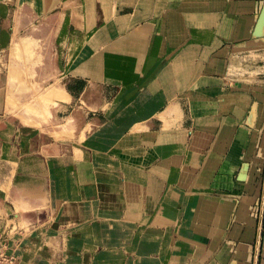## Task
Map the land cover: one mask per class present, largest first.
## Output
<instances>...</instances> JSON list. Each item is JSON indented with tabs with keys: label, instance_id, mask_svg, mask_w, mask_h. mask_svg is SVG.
I'll list each match as a JSON object with an SVG mask.
<instances>
[{
	"label": "rangeland",
	"instance_id": "1",
	"mask_svg": "<svg viewBox=\"0 0 264 264\" xmlns=\"http://www.w3.org/2000/svg\"><path fill=\"white\" fill-rule=\"evenodd\" d=\"M140 5L153 7L140 22L159 14L152 0H0V176H15L0 198L16 232L0 264H235L261 140L247 151L220 128L234 89L211 78L209 30L169 33L161 49L130 25ZM61 84L74 89L64 101L49 94ZM241 149L252 157L233 165Z\"/></svg>",
	"mask_w": 264,
	"mask_h": 264
},
{
	"label": "crops",
	"instance_id": "2",
	"mask_svg": "<svg viewBox=\"0 0 264 264\" xmlns=\"http://www.w3.org/2000/svg\"><path fill=\"white\" fill-rule=\"evenodd\" d=\"M152 1L155 2V8L159 12L155 19L140 22V19L136 18L138 13L147 15L146 10L153 8L151 6L140 5L137 9L130 8L127 14H129L131 27L146 29L147 36L155 30L156 41L162 44L161 49L169 33L175 37L173 43L179 44L183 39L181 34L185 31L188 32L187 39L191 40L190 36L192 37V32L196 33L197 27L209 30L210 36L207 43H212L210 47L212 53L207 63L209 67H212L215 75L211 78L220 83V93L225 94V97L230 93L227 91L229 88L234 89L231 98L235 102L231 107H227L224 111L225 115L221 113L224 115L221 117L225 119L221 122L220 128L221 130L241 131L243 140L240 141L246 140L247 151L249 146L255 148L257 139V144L261 140L259 145L261 150L259 149L258 154L263 156V160L259 167V184L257 188H252L251 192H246L247 199L243 198L237 203L234 217L237 222L240 221L242 227L241 230L234 228L232 232L237 236L236 248L238 250L234 263L264 264V0H211L213 4L219 5V9H212L211 12L205 11L206 9L202 7L203 3L208 0H171L172 8L166 11L170 18L168 22L170 27L165 26L163 15L164 2L169 0ZM179 3L187 4V7H180ZM125 5L130 6V4ZM199 20L203 23L197 22ZM165 27L170 30L166 32ZM189 44L191 48L195 46L193 43ZM84 85L85 83L81 88ZM73 91L74 89L65 88L62 85L63 101L67 100ZM242 149L237 154L233 153L229 160L230 163L234 165L240 155L243 159L249 158L247 156L249 152H244ZM0 177L2 179L15 178L8 172ZM17 188L12 187L10 191L12 196L17 190L19 191ZM248 197H252V200L258 199L255 216L249 214L250 200ZM9 210L12 211V208L3 203L0 198V242L4 240L8 242L9 235L14 236L13 233H16L11 232L14 225L12 220L14 213L11 212L12 215L9 217ZM228 214L229 204L222 203L221 208L214 215L213 223L215 225L216 222L221 223ZM214 230H217V227H214ZM5 231L6 234L2 236V232ZM219 255L223 257L224 252L221 251Z\"/></svg>",
	"mask_w": 264,
	"mask_h": 264
},
{
	"label": "bare ground",
	"instance_id": "3",
	"mask_svg": "<svg viewBox=\"0 0 264 264\" xmlns=\"http://www.w3.org/2000/svg\"><path fill=\"white\" fill-rule=\"evenodd\" d=\"M47 22H48V21H47ZM50 23H51V22H50ZM50 91H52V90H50ZM49 94L51 95V97H52V96H56V97H57V96H58V97H59V96H62V95H61L62 93H60L59 91L54 90V89H53V91H52L51 93H49ZM54 98H55V97H54ZM61 98H62V97H61ZM59 99H60V98H59Z\"/></svg>",
	"mask_w": 264,
	"mask_h": 264
},
{
	"label": "built area",
	"instance_id": "4",
	"mask_svg": "<svg viewBox=\"0 0 264 264\" xmlns=\"http://www.w3.org/2000/svg\"><path fill=\"white\" fill-rule=\"evenodd\" d=\"M0 253H1V252H0ZM1 255H2L3 257H2ZM1 255H0V258H2L3 260H7V259L5 258V256H4L2 253H1Z\"/></svg>",
	"mask_w": 264,
	"mask_h": 264
}]
</instances>
